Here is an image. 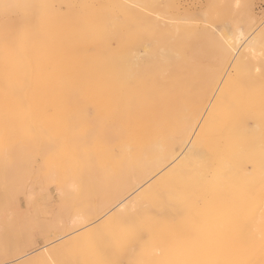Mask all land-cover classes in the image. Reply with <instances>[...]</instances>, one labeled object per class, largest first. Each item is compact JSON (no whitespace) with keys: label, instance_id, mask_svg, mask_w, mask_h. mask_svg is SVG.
Here are the masks:
<instances>
[{"label":"bare ground","instance_id":"obj_1","mask_svg":"<svg viewBox=\"0 0 264 264\" xmlns=\"http://www.w3.org/2000/svg\"><path fill=\"white\" fill-rule=\"evenodd\" d=\"M3 1H9L3 4H14L13 7L18 6V9L26 7L29 11L31 8L34 14L40 13L41 9L49 12L50 8L49 0ZM113 3L130 10L137 9L129 7L126 2ZM237 5L239 0H233V6ZM150 13L145 17L155 26L164 25L163 20L168 21L167 27L174 30L179 26L189 29L191 24L185 18L175 23L173 18L159 12ZM30 17L24 20L25 24L39 20L35 15ZM50 17L51 14L47 13L44 20L49 22ZM62 17L59 20L64 25H85L73 10ZM207 28L212 33L215 29L214 38L221 41L222 65H226L227 60L232 61L227 66L230 70L206 76L204 85H200V81L194 82L195 76L201 72L199 67L195 68L197 62L193 61L195 66L184 67L181 56L171 46H158L150 51L145 46L143 54L134 52L132 58L127 55L122 58L102 42L87 40L79 34L75 35L78 37L74 41L69 37L61 42L59 59L51 57L46 42H36L34 46L26 38L16 54L19 63L9 65L7 59H0V104L22 103L31 107L52 102L72 107L89 103L98 108V124L113 117L124 118L127 126L124 137L109 129L108 145L102 149L103 156L112 166L108 169L109 180L103 178L102 182L97 175L95 160L74 177L82 185L77 196L84 192L90 197L93 212L104 211H100L104 200L107 204L116 202L142 183H147L134 196L123 200L115 214L79 236L74 243L59 251H46L51 262L257 264L256 220L260 213L254 202L257 199L254 139L260 136V122L264 124V118L255 124L254 107L250 102L241 108L235 100L228 101L227 97L230 89L245 77L248 78L247 84L263 82L264 25L243 27L235 20L226 21L217 28ZM169 32L174 35L171 30ZM87 49L91 50L90 54ZM140 59H145V72L151 80L155 79L157 87L150 94L143 93L142 98L141 86L146 83L140 84L136 75L141 71L130 64L133 60L132 64L136 65ZM43 66L48 71L59 69L63 89L33 88L39 84L37 75L41 74ZM199 86L200 94L196 91ZM251 98L253 96L247 97L248 100ZM244 121L248 125L242 129L237 124ZM223 124L227 130L219 129ZM212 138L220 141V148L211 156L208 145ZM185 145L187 148L183 150ZM210 156L211 164L203 167L201 164ZM170 159L174 164L158 178L150 180L164 170ZM263 175L264 169L260 177ZM262 201L264 204V194ZM260 211H264V205ZM84 221L80 216L74 224L80 225Z\"/></svg>","mask_w":264,"mask_h":264},{"label":"rangeland","instance_id":"obj_2","mask_svg":"<svg viewBox=\"0 0 264 264\" xmlns=\"http://www.w3.org/2000/svg\"><path fill=\"white\" fill-rule=\"evenodd\" d=\"M114 1L126 2L129 7H137V9H126L125 6L114 4ZM0 2V27L2 25L0 36L3 35L0 37V59H7L9 65L19 63L16 54L25 38L34 46L36 42L42 44L46 42L52 54L51 57L59 59L61 58L60 44L63 40L70 37L71 41H74L78 36H83L87 40L102 42L110 50L118 52L122 58L126 55L132 58L134 52L143 54L145 46L149 51L158 46H171V49L181 56L184 67L195 66L193 61L197 62L195 68L199 67L201 72L193 78L194 82L200 81V85L206 83V76L230 70L227 66L232 61L227 60L226 65H222L221 41L214 38L216 37L215 29H212V33L208 30L210 28L206 29V27L217 28L226 21L235 20H238L243 27L249 24L264 25V0H239L237 7L233 6V0H78L77 2L76 0L61 2L49 0V12L41 9L37 14H34L31 8L29 12L26 7H19L21 8L19 10L18 6L13 7L12 3L8 6L3 4V0ZM7 2L9 1L4 3ZM72 10L79 14V17L85 21V25L67 26L59 20L63 18L64 13L71 14ZM152 11L173 18L172 22L175 23L185 18L191 23L190 27L187 29L179 26V29L174 30L167 27L166 20H163L164 25L155 26L153 21L145 17V15H151ZM47 13L51 14L49 22L44 20ZM34 15L39 20L35 19L31 24H25L24 20ZM13 20L16 22L13 23ZM156 29L160 32L157 33ZM170 30L174 32V35L171 33L172 36H170ZM76 34L79 35L75 36ZM86 52L90 54L91 50L87 49ZM41 57L44 58V53ZM132 63L133 60L130 64L141 71L140 75H136L140 84L146 83L141 86L143 91L140 98L145 92L150 94L157 90L155 79L151 80L145 72V59H140L136 65ZM57 69L48 71L44 66L41 67V74L37 75L39 84H35L33 88L47 91L63 89L64 86L60 81L62 77ZM22 77L25 78V75ZM246 78L241 79L238 85L230 89L227 100H235V104L241 108L250 102L255 112L254 123L259 124V120L264 118V80L247 84L245 81H248V78ZM53 82L56 83L53 84ZM196 88L200 94V86ZM248 96L253 98L248 100ZM97 112L98 108L89 103L72 107L52 102L45 106L31 107L24 106L22 103L0 104V264L24 262L25 264H40V262L55 264L51 262V257L45 254L46 251H59L74 243L79 236L115 214L123 200L131 198L147 184L142 183L116 202L110 201L111 205L104 200L100 211L104 210L106 214L104 211L93 212L92 200L84 192L81 191L82 193L77 196L82 185L74 177L77 172L88 168L91 160H95L97 167L94 169L102 178V182L104 179L109 180L108 169L112 166L102 152V149L108 145L109 129L118 131L120 137H124L127 129L123 117H113L98 124ZM260 123L262 131L260 136L254 139V180L257 191V199L254 202L260 213L256 220L257 264H264V211H260L261 206L264 205L262 201L264 175L260 177L264 169V124ZM237 125L243 129L248 124L244 121ZM222 127L227 130L224 124L220 125L219 129ZM243 142L247 143L246 140ZM186 148L185 145L183 150ZM218 148H220V141L212 138L209 141L208 152L212 156L214 151L219 150ZM211 156L203 161L201 164L203 167L211 164ZM168 164L150 180L162 175L174 164V160L170 159ZM82 202L86 205L81 204ZM106 205H110L109 208L105 207L107 210L104 208ZM80 216L85 219L84 223L74 224ZM41 258L45 259L41 261ZM188 260L191 259L188 258Z\"/></svg>","mask_w":264,"mask_h":264},{"label":"snow or ice","instance_id":"obj_3","mask_svg":"<svg viewBox=\"0 0 264 264\" xmlns=\"http://www.w3.org/2000/svg\"><path fill=\"white\" fill-rule=\"evenodd\" d=\"M237 6H239V5H237Z\"/></svg>","mask_w":264,"mask_h":264}]
</instances>
